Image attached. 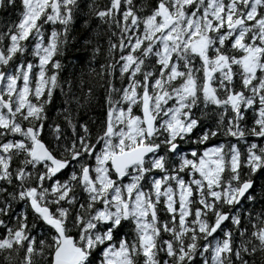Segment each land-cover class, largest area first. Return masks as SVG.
Masks as SVG:
<instances>
[{
  "label": "snow or ice",
  "instance_id": "obj_1",
  "mask_svg": "<svg viewBox=\"0 0 264 264\" xmlns=\"http://www.w3.org/2000/svg\"><path fill=\"white\" fill-rule=\"evenodd\" d=\"M0 264H264V0H0Z\"/></svg>",
  "mask_w": 264,
  "mask_h": 264
},
{
  "label": "trees",
  "instance_id": "obj_2",
  "mask_svg": "<svg viewBox=\"0 0 264 264\" xmlns=\"http://www.w3.org/2000/svg\"><path fill=\"white\" fill-rule=\"evenodd\" d=\"M71 39V38H70ZM80 55V53L77 52L76 49H69V55H67L65 57V61H68V60H72L73 62H75L76 60V57Z\"/></svg>",
  "mask_w": 264,
  "mask_h": 264
}]
</instances>
